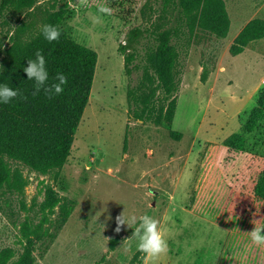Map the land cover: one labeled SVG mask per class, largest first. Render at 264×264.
<instances>
[{
    "label": "rangeland",
    "instance_id": "374dc122",
    "mask_svg": "<svg viewBox=\"0 0 264 264\" xmlns=\"http://www.w3.org/2000/svg\"><path fill=\"white\" fill-rule=\"evenodd\" d=\"M75 1L36 0L1 16L0 70L13 39L31 37L48 12L65 3L72 11L65 28L94 48L98 61L71 156L57 180L13 163L29 183L24 194L0 193V264H18L28 248L33 264H130L136 254L142 264H263L264 245L254 244L248 233L264 228V202L230 189L215 160L233 132H243L249 149L264 154V119L256 130H245L264 88V37L239 54L230 49L251 19L264 18V0H225L231 18L226 37L197 26L191 42L190 31L175 39L181 85L172 127L183 133L180 139L166 124L136 118L128 94L143 75L142 55L155 44L152 30L181 27L186 20L179 1L151 0L146 23L151 31L139 45L131 75L118 38L145 0L122 2L132 13L126 17L110 0ZM102 6L111 15L99 13ZM204 67L210 72L206 82ZM49 185L61 197L55 207L47 202ZM149 190L154 196L146 194ZM64 200L72 201L66 221L60 213ZM122 213L126 220L145 214L157 219L167 253L152 261L138 250L132 237L138 220L117 233L116 217Z\"/></svg>",
    "mask_w": 264,
    "mask_h": 264
},
{
    "label": "trees",
    "instance_id": "16d2710c",
    "mask_svg": "<svg viewBox=\"0 0 264 264\" xmlns=\"http://www.w3.org/2000/svg\"><path fill=\"white\" fill-rule=\"evenodd\" d=\"M36 0H0V21L4 10L10 7H31ZM134 0H110V4L121 7L122 2ZM181 27H166L152 30L155 44L146 49L143 56V75L137 85L129 88L130 104L136 118L166 124L171 134L180 139L183 133L173 129L181 85V50L177 38L187 37L191 42L197 26L226 37L231 18L225 0H178ZM76 3L78 2L75 1ZM153 10L151 0H145L133 16L126 20L119 35V51L125 56L126 71L132 74L136 59L140 56L139 45L149 27L146 23ZM122 16L130 9H120ZM69 3L54 8L45 16L42 24L59 27L61 37L48 43L41 34V27L29 38L17 37L7 51V59L0 70V84L19 89L24 97L8 104L0 103V193L24 194L29 183L28 177L17 162L54 179L71 156L76 133L89 103L96 66L97 51L75 39L65 28L64 21L71 14ZM125 13V15H124ZM132 14V13H131ZM183 28V30H182ZM183 32V33H182ZM264 37V18L251 19L231 44V52L239 54L253 40ZM126 41V46L124 42ZM41 50L49 72V83L57 72L67 76L64 91L49 99L43 91L33 96L34 81L28 80L23 71L28 59H35L34 53ZM137 66V64H136ZM210 72L207 67L201 74L206 82ZM264 119V88L260 91L257 104L245 124V130L252 132ZM216 165L228 187L236 193L247 191L264 202V154L249 149L243 132H233L220 146ZM47 202L55 207L61 197L53 186H48ZM72 201L61 204V220L66 221L71 212ZM32 244V243H31ZM136 254L130 264H142ZM18 264H33L30 248ZM264 264V263H263Z\"/></svg>",
    "mask_w": 264,
    "mask_h": 264
},
{
    "label": "clouds",
    "instance_id": "9594fccd",
    "mask_svg": "<svg viewBox=\"0 0 264 264\" xmlns=\"http://www.w3.org/2000/svg\"><path fill=\"white\" fill-rule=\"evenodd\" d=\"M98 12L103 15H111V9L105 6L100 7ZM99 19L100 17H97L95 22L98 23ZM41 34L48 43L58 41L61 37L59 27L52 24L43 25L41 27ZM124 44L126 46V41ZM34 55L35 59H28L27 67L23 69L28 80L34 81L32 95L36 96L43 91L51 99L53 96L62 94L64 86L68 82L67 76L62 72H57L53 77V82L49 83V72L46 68L45 56L41 50H37ZM16 98L26 99L27 97H24L19 89L9 87L7 84H0V103L8 104ZM146 194L150 197L154 196L151 190ZM137 220L139 223L132 237L138 240V250L144 253L149 260L155 261V259L166 254L168 251L167 240L159 228V221L157 219L145 214L138 218L132 217L130 220H126L124 213H122L116 217L117 226L115 231L119 233L122 225L127 224L129 226L130 224H136ZM248 234L254 244L264 245V228L254 227Z\"/></svg>",
    "mask_w": 264,
    "mask_h": 264
}]
</instances>
